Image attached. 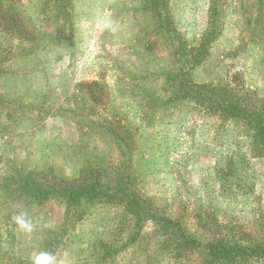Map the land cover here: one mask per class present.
I'll return each instance as SVG.
<instances>
[{
  "label": "rangeland",
  "instance_id": "374dc122",
  "mask_svg": "<svg viewBox=\"0 0 264 264\" xmlns=\"http://www.w3.org/2000/svg\"><path fill=\"white\" fill-rule=\"evenodd\" d=\"M211 1L167 0L156 20L146 0H70L65 22L51 6L43 12L42 0H0L32 36L21 42L0 29V264H32L41 251L56 264H206L200 247L185 251L181 232L199 242L260 238L264 157L249 153L245 128L193 99L166 103L180 83L174 48L199 46ZM217 1L219 36L188 77L264 98V0L259 11L255 0ZM101 16L115 31L98 26ZM107 126L131 135L126 189L181 230L148 220L136 234L119 204L83 201L79 215L65 218L56 197L20 193L17 182L29 173L50 181L100 172L113 186L122 158ZM230 158L239 172L223 186L218 173ZM21 211L34 221L31 234L11 221Z\"/></svg>",
  "mask_w": 264,
  "mask_h": 264
},
{
  "label": "trees",
  "instance_id": "16d2710c",
  "mask_svg": "<svg viewBox=\"0 0 264 264\" xmlns=\"http://www.w3.org/2000/svg\"><path fill=\"white\" fill-rule=\"evenodd\" d=\"M149 3V5L147 4ZM167 0H146L145 9L152 10V14L156 16V20H161V6H166ZM69 3L70 0H42V10L51 6L54 9L55 20L60 16L69 21ZM256 10H260V0H255ZM163 7V8H164ZM220 7L217 0L210 2L208 10V25L197 48H188L183 43L174 48L173 56L180 58L176 63L180 66L179 75H175L180 80L179 87L169 91L166 103H177L193 99L196 107H200L208 114L227 118L234 121L245 128V133L249 138V153L253 157H264V98H258L241 87L231 86L229 83L223 86H214L213 84H196L189 77L190 71L199 65L208 55L210 45L219 36L220 23L219 14ZM166 14V13H165ZM258 18V17H257ZM167 22V21H166ZM23 19L13 10L9 8L2 9L0 5V29L3 34L19 38L21 42L28 41L32 36L23 27ZM161 27V25H160ZM34 36L40 34L38 30H32ZM169 38L173 39V32L167 31ZM43 37L42 34H40ZM178 36V35H177ZM34 37L31 39L33 40ZM36 42L37 40H33ZM18 49L24 51L23 43L18 44ZM87 87L93 86L101 89L103 95L102 84L90 82L85 84ZM92 93H90L91 96ZM102 97L98 96V99ZM92 100H98L94 95ZM106 123V122H105ZM109 133L115 139L117 151L122 158L120 165L113 169L115 173V181L113 186L105 185L98 175H90L85 173L76 179H60L53 177L47 181L43 175L40 177L38 173H29L27 176L21 177L17 182L20 193L25 194L28 198L47 199L56 197L63 204L65 203V218H70L78 214V206L84 202H98L108 204L122 205L126 214L130 215L132 220H136L138 230L144 221H156L170 227H179L178 221L166 217H160L153 213L147 206L146 202L135 192L126 189L127 182L125 172L129 169V161L126 153L130 151L128 147L131 135L123 128L118 127L119 132L114 133L107 127ZM223 171L218 173L219 181L222 180L223 186L231 184V179L237 176L239 169L236 168L231 161L227 160ZM103 176V175H102ZM64 201V202H63ZM142 214V216H141ZM140 223V225H139ZM136 235H132L129 243H132ZM180 238L186 244L185 251L200 247L206 252L208 259L206 264H242L246 261L256 259L264 262V228L260 230V238L241 243L239 241H221L222 239H209L204 242L188 238L180 233ZM219 240V241H218Z\"/></svg>",
  "mask_w": 264,
  "mask_h": 264
},
{
  "label": "clouds",
  "instance_id": "9594fccd",
  "mask_svg": "<svg viewBox=\"0 0 264 264\" xmlns=\"http://www.w3.org/2000/svg\"><path fill=\"white\" fill-rule=\"evenodd\" d=\"M98 26L103 29L115 31L113 23L106 17L98 18ZM11 221L16 230L24 234H31L34 231V221L26 211L16 212L11 216ZM32 264H56V257L48 251H41L32 258Z\"/></svg>",
  "mask_w": 264,
  "mask_h": 264
}]
</instances>
